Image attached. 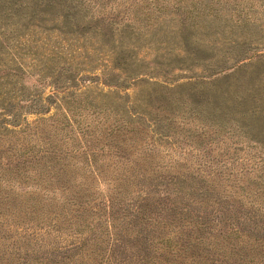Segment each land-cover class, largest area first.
Wrapping results in <instances>:
<instances>
[{
  "label": "rangeland",
  "instance_id": "1",
  "mask_svg": "<svg viewBox=\"0 0 264 264\" xmlns=\"http://www.w3.org/2000/svg\"><path fill=\"white\" fill-rule=\"evenodd\" d=\"M0 264H264V0H0Z\"/></svg>",
  "mask_w": 264,
  "mask_h": 264
},
{
  "label": "trees",
  "instance_id": "2",
  "mask_svg": "<svg viewBox=\"0 0 264 264\" xmlns=\"http://www.w3.org/2000/svg\"><path fill=\"white\" fill-rule=\"evenodd\" d=\"M121 69H124V68H121ZM133 79H135V80H136V79H141V78H138V77H136V78H132V80H133Z\"/></svg>",
  "mask_w": 264,
  "mask_h": 264
}]
</instances>
